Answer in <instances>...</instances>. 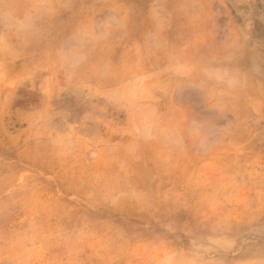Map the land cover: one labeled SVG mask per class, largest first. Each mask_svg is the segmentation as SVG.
I'll return each instance as SVG.
<instances>
[{"label":"rangeland","instance_id":"374dc122","mask_svg":"<svg viewBox=\"0 0 264 264\" xmlns=\"http://www.w3.org/2000/svg\"><path fill=\"white\" fill-rule=\"evenodd\" d=\"M8 2L49 12L0 48V264H264V0Z\"/></svg>","mask_w":264,"mask_h":264},{"label":"clouds","instance_id":"9594fccd","mask_svg":"<svg viewBox=\"0 0 264 264\" xmlns=\"http://www.w3.org/2000/svg\"><path fill=\"white\" fill-rule=\"evenodd\" d=\"M49 9L46 4L41 3L39 7L18 10L8 0H0V48L8 47L3 33L11 32L18 38H40L43 35L42 22L47 17ZM123 27V21L118 15H109L103 21L94 25L92 29L83 27L78 29L70 40L58 49V56L66 73L75 72L87 61L88 50L110 38L114 30ZM98 71L106 73L108 63L98 66ZM221 79L231 84V76H222ZM189 132L201 138V147H206L209 140L219 135L214 121L194 122L189 125ZM166 137L169 144L181 146L182 137L168 129H159ZM157 132L154 123H146L142 133L145 139H152Z\"/></svg>","mask_w":264,"mask_h":264}]
</instances>
